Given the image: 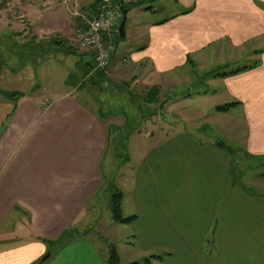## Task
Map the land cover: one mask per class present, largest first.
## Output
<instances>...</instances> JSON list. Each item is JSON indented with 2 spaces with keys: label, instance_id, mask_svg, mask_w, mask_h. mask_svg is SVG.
<instances>
[{
  "label": "crops",
  "instance_id": "1",
  "mask_svg": "<svg viewBox=\"0 0 264 264\" xmlns=\"http://www.w3.org/2000/svg\"><path fill=\"white\" fill-rule=\"evenodd\" d=\"M129 1L127 22L142 7ZM192 1L186 12L147 25L145 47L129 54L123 68L133 70L135 81L141 75L151 82L148 105L155 103L154 93L161 94L164 124L169 117L183 122L191 117L196 124L217 122L235 131L243 125L240 146L249 159L262 162L264 0ZM49 5L39 2L38 9ZM245 49L255 56L252 68L209 77L204 86H191V94L177 97L184 93L183 79L193 83L214 71L206 69L216 63L214 51L221 52L219 66H225L226 52L235 58ZM246 66L251 64L237 69ZM109 69L113 78L120 72ZM200 98L214 112L204 115L196 107L195 115H188V103ZM231 103L238 104L217 110ZM103 120L71 91L0 100V235L18 232L30 238L0 248V264H107L87 236V210L108 184L102 169L108 147ZM213 143L185 128L143 155L130 191L129 216L137 218L123 224L132 236L129 252L141 260L128 264L152 255L164 257L152 258L151 264H264V197L236 181L221 154L226 149ZM50 246L55 253L43 261Z\"/></svg>",
  "mask_w": 264,
  "mask_h": 264
},
{
  "label": "rangeland",
  "instance_id": "2",
  "mask_svg": "<svg viewBox=\"0 0 264 264\" xmlns=\"http://www.w3.org/2000/svg\"><path fill=\"white\" fill-rule=\"evenodd\" d=\"M42 1L0 0L1 99L16 102L24 96L35 98L43 95L47 97L71 91L81 102L88 103L101 114L104 125L108 127V147L102 162L108 188L103 189L98 195L94 208L92 206L87 210L91 218L87 236L94 240L93 242L108 258L107 264H110L113 247L121 256L119 264L141 260L137 252H129L127 239L130 238V242H133L132 236H129V228L113 218L112 194L114 192L123 194L122 213L124 217H129L132 176L141 158L155 143L164 142L177 130L186 128L205 142L215 143L217 141L224 144L226 150L221 154L229 163L236 181L264 197V161L262 163L260 160H251L245 155L240 146L243 125L241 128L238 127L236 133L232 125L225 127L217 122L204 120H201L203 123L196 124L194 122L196 118L191 117L187 122L169 117L168 123L164 124L161 94L159 96L154 93L155 103L148 105L147 100L151 99V82L141 75L135 81L133 70L123 68L124 61L127 60L129 54L139 52L145 47L148 38L146 36L147 25L162 22L178 13L186 12L191 8L192 0H147L145 2L149 3L142 4V7L138 6L141 9L137 8L131 13L126 25L127 36L121 37L118 32L112 40L116 51L109 68L120 71L116 73L115 78L110 76L109 68L104 76L93 72L91 67L92 71L87 73L86 64L94 67L96 61L92 50L80 51L75 45L77 44V28L81 22L74 14L76 10L74 4H68L65 0H47L48 3ZM93 1L95 0H79V4L80 6H82L81 3L87 4L86 7L89 8V3ZM39 2L45 5L46 9L47 4H50L49 10L40 11ZM54 39L63 40L65 44L64 47L62 46L63 50H59L56 44H49L54 43L51 41ZM15 42L18 46L14 44ZM33 43L46 48L45 53L40 52L35 57L34 63L29 60L34 51ZM18 53H25L22 62H19L15 56ZM220 54L218 50L214 51L213 57L216 63L208 65L206 69L232 71L238 66L255 63V56H250L248 49H245L242 54L236 51L235 58H231L226 52L224 54L226 65L219 66ZM11 56H13L12 59ZM12 60H14L12 65L14 70L8 66ZM208 74L206 73L203 77L199 76L193 83L185 82L187 78L183 79L180 87H185L184 93H180L177 97L186 95V93L191 94L189 92L191 86L194 88L204 86L201 84H205V80L209 78ZM192 97L195 98V95ZM194 101L188 103V115L194 116L197 108L204 115L214 112L211 103L204 102L201 98ZM179 112L178 110L177 113ZM154 121L157 123L155 124ZM228 124H231V121ZM0 239V248H8L26 242L30 238L23 233L15 232L0 235ZM55 250V246H50L48 253H55ZM153 256L158 259L164 257L152 255L151 258Z\"/></svg>",
  "mask_w": 264,
  "mask_h": 264
},
{
  "label": "built area",
  "instance_id": "3",
  "mask_svg": "<svg viewBox=\"0 0 264 264\" xmlns=\"http://www.w3.org/2000/svg\"><path fill=\"white\" fill-rule=\"evenodd\" d=\"M74 4V14L80 19L77 28V49L92 50L95 54L96 69H106L116 51L112 40L119 32V27L124 17L122 3L113 0H101L96 7L80 9L78 0H65ZM127 0H123V3Z\"/></svg>",
  "mask_w": 264,
  "mask_h": 264
},
{
  "label": "trees",
  "instance_id": "4",
  "mask_svg": "<svg viewBox=\"0 0 264 264\" xmlns=\"http://www.w3.org/2000/svg\"><path fill=\"white\" fill-rule=\"evenodd\" d=\"M145 1H147V0H138L135 3H133L132 7H138V6H141L142 4L145 5L146 3H149V2H145ZM130 3H128L126 5H123L124 11H126L128 8L131 7V6H127ZM51 41L54 42V43H49V44H56V45H58L59 46L58 47L59 50H61V49L63 50L64 49L63 47L65 46V44L63 43V40H56V39H54V40H51ZM14 44L16 46H18V44L16 42ZM33 44H34V51L32 53V56L30 55V57H29V60H31L32 63H34L33 60L35 59V57H37L40 54V52L45 53V49H46L45 47L43 48V46H41L39 44L38 45L35 44V43H33ZM25 46H27V45H25ZM15 56L18 58V61L19 62H22L23 61V57H25V53H18ZM12 58H13V56H11V59ZM13 64H14V60H12L11 61V64L8 65V66H10V68L12 70H14L13 69L14 67L12 66ZM29 64H31V63H29ZM36 64H37V62H36ZM256 64H257V62H255L251 66L242 67V68L235 69V70H232V71H223V70L217 69V70H214L211 73H209L208 74V77H224V76H229V75L237 74V73H239L241 71H244V70H247L249 68H252ZM1 65H3V63H1ZM85 67L87 68V70H86L87 73L90 72V70H91L90 67L92 68L93 72L99 73L100 75H103L104 76V74L106 73V70H96V67L95 66L94 67L91 66V64H86ZM1 92L2 91L0 89V100L2 98L1 97V95H2ZM236 104H238V103H231V104H227V105H222V106L217 107V110L218 111H221V112L228 111L231 106L236 105ZM219 145H221L223 148L225 147L224 144H219ZM122 198H123V194L121 192H114L112 194V200H113V208H112L113 209V218H114V220L116 222H119L121 224H129V223L133 222L137 218V216L136 215L129 216V217H124L123 216L122 208H121V200H122ZM155 257L156 256H153V258H155ZM151 259H152L151 257H147V258L143 259L142 261H135V262H133L131 264H143V263L144 264H151L152 263V260ZM119 260H120L119 253L113 247L111 249L110 264H119Z\"/></svg>",
  "mask_w": 264,
  "mask_h": 264
},
{
  "label": "water",
  "instance_id": "5",
  "mask_svg": "<svg viewBox=\"0 0 264 264\" xmlns=\"http://www.w3.org/2000/svg\"><path fill=\"white\" fill-rule=\"evenodd\" d=\"M127 13L128 11L125 12V15H124V18H123V21L121 23V26L119 28V32H120V35L121 37H126V24H127ZM51 256V253H47L44 257H43V261L47 260L48 258H50Z\"/></svg>",
  "mask_w": 264,
  "mask_h": 264
}]
</instances>
